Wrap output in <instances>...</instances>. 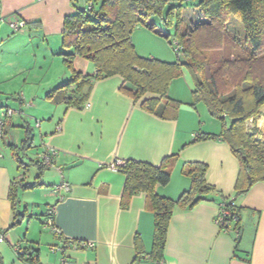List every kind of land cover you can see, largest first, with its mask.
<instances>
[{
  "label": "crops",
  "instance_id": "obj_1",
  "mask_svg": "<svg viewBox=\"0 0 264 264\" xmlns=\"http://www.w3.org/2000/svg\"><path fill=\"white\" fill-rule=\"evenodd\" d=\"M76 2L86 4V0ZM74 4L75 0H0V107L16 110L0 141V234L5 237L0 243V264H63L65 260L70 264H157L151 258H137L136 236L146 254L152 251L154 213L143 192L135 194L127 207L122 205L126 176L117 164L135 159L158 166L174 152L179 156L171 181L158 185V194L177 200L191 187L190 177L183 173L184 164L206 163L207 181L241 208V234L237 243L235 231H221L219 200L193 209L178 208L171 218L162 264H264V183L236 196L240 162L230 146L214 139L188 144L200 132L221 129L206 106L205 110L193 106L189 76L173 79L168 90L169 98L181 103L176 119L143 110L120 91L121 75L95 81L82 110L46 98L49 91L71 78L60 54L64 20L75 11ZM183 17L191 25L201 14L198 9L185 8ZM15 20L25 22L22 31L11 27L10 21ZM132 42L142 57L177 61L169 42L148 28L135 29ZM73 66L93 80V63L77 56ZM4 95H11L14 107L7 105ZM45 107L51 109V117L48 123L37 122L42 143L36 159L44 151L57 152L51 168L59 183L47 194L53 198L46 204L48 221L37 233L32 230L34 215L21 200L17 211L27 217L10 228L14 219L11 182L27 180L29 173L20 168L10 145H20L27 136L22 130L28 125L26 110L35 114ZM263 115L257 126L264 134ZM26 192L19 191L18 196ZM32 247L38 250L37 261L21 259L18 248Z\"/></svg>",
  "mask_w": 264,
  "mask_h": 264
},
{
  "label": "trees",
  "instance_id": "obj_2",
  "mask_svg": "<svg viewBox=\"0 0 264 264\" xmlns=\"http://www.w3.org/2000/svg\"><path fill=\"white\" fill-rule=\"evenodd\" d=\"M76 1L75 11L64 20L60 54L71 78L49 91L47 99L82 110L95 81L121 75L124 82L120 91L143 110L163 119H176L181 103L169 98L168 90L172 80L186 70L193 84V106L203 103L221 126L217 133L200 132L188 144L214 139L230 146L240 162L236 196L264 183V134L256 126L264 107V0H86L84 5ZM185 8L198 9L200 20L188 25L183 17ZM235 19L240 22V31L232 24ZM138 27L165 38L177 52V61L138 55L132 42V33ZM77 56L95 65L93 80L74 68ZM29 144L28 134L20 145H10L21 169L28 172L36 166L40 170L33 181L11 182L14 219L10 228L27 217L25 212L17 211L19 191L44 185L39 178L48 168L40 159L23 161ZM178 156L174 152L158 166L135 159L118 166L126 176L122 205L127 207L135 194L143 192L147 207L154 213L152 251L146 254L140 237L135 239L139 259L147 257L162 264L175 210L193 209L203 202L219 200L221 231H235L237 243L240 240L241 208L207 181L206 163L184 164L183 173L190 177L191 187L177 200L158 194L157 186L171 181ZM37 253L32 247L19 255L35 262Z\"/></svg>",
  "mask_w": 264,
  "mask_h": 264
},
{
  "label": "rangeland",
  "instance_id": "obj_3",
  "mask_svg": "<svg viewBox=\"0 0 264 264\" xmlns=\"http://www.w3.org/2000/svg\"><path fill=\"white\" fill-rule=\"evenodd\" d=\"M232 24L234 26L236 25L235 29L241 30L240 22L237 19H235L232 22ZM28 64L31 65L30 62ZM38 68L40 69V67H38ZM184 74H185V76H189V74L186 70L184 71L183 75ZM14 94H15L14 92L11 93V95H14ZM11 95H4V98H5V100H7L6 101L7 105L14 107V105L16 104L15 103L16 101L12 99ZM28 95H29V93H28ZM7 105L3 104V106H7ZM0 106H2V105L0 104ZM197 108L199 110H205V105H203V103L199 102L197 104ZM50 111H51V109H49L48 107H45L43 110H40V111L36 110L35 114H34V112H31L30 110L29 111L26 110V112H25V114L27 115L26 119H27L28 125L26 126V124H25V127H24V129L22 128V130L24 131V133L27 132V135L29 134V137H30V144L28 145L29 147L26 149L27 157L25 156L23 158V161L25 163H28L29 162L28 160H30V159L36 160V157H37L36 155L38 153V149H40V145L42 143L41 135H40V127H39V123H37V122H44V124L48 123L50 121V117H51ZM263 114H264V107L261 109V115H263ZM212 120L217 122L214 119H212ZM257 124L258 123H256V126H257ZM27 127H28L29 133L26 129ZM258 128L260 129V127H258ZM17 130H19V128H17ZM23 171H25V170L23 169ZM39 173H40V170L38 169V167H36V166L30 167L29 173L27 175V181H29V182L33 181V179L35 178L34 176H37ZM58 179H59V177L55 175V169L48 167L47 169L44 170L43 174L39 178V181L44 185L37 186L31 190H26L27 191L26 193H24V194L21 193L19 195V200H21V203L23 204V206L28 208V213L34 215V217H33V228H32V230L34 232L38 233L40 231L39 226L41 227V230H42L43 229L42 227L48 221V218L45 215L46 206H47L46 204L49 202H52L53 198L49 199L47 194L50 193L51 190L55 187V185L59 183Z\"/></svg>",
  "mask_w": 264,
  "mask_h": 264
},
{
  "label": "built area",
  "instance_id": "obj_4",
  "mask_svg": "<svg viewBox=\"0 0 264 264\" xmlns=\"http://www.w3.org/2000/svg\"><path fill=\"white\" fill-rule=\"evenodd\" d=\"M10 25L13 28V30L15 32H20L22 31V29L24 28V26L26 25L24 21L21 20H15V21H10ZM16 113V110H14L11 107H0V141L3 140L4 138V133H5V128L7 125V122L10 118H12L14 116V114ZM57 154L56 151L52 150L51 152L48 151H44L42 153H40L39 155V159L40 161L43 162V164H45L48 167H53L55 166V162L53 160V157ZM118 166L121 165V163L117 164ZM116 164L113 165V167L117 166ZM63 187H68L67 183H64ZM50 215L53 214V210H50L48 212ZM222 221V214H219L217 216V223L220 224V222ZM5 241V237L0 234V243ZM88 245L87 243H83L82 246ZM18 251L23 253V249H19ZM63 264H70V262L68 260H65Z\"/></svg>",
  "mask_w": 264,
  "mask_h": 264
},
{
  "label": "bare ground",
  "instance_id": "obj_5",
  "mask_svg": "<svg viewBox=\"0 0 264 264\" xmlns=\"http://www.w3.org/2000/svg\"><path fill=\"white\" fill-rule=\"evenodd\" d=\"M260 125L264 126V119L263 118L260 120Z\"/></svg>",
  "mask_w": 264,
  "mask_h": 264
}]
</instances>
